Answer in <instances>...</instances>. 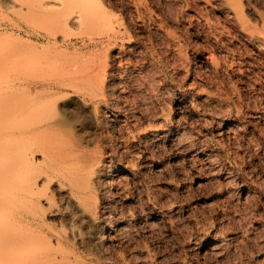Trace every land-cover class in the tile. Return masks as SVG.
Masks as SVG:
<instances>
[{
    "label": "rangeland",
    "instance_id": "obj_1",
    "mask_svg": "<svg viewBox=\"0 0 264 264\" xmlns=\"http://www.w3.org/2000/svg\"><path fill=\"white\" fill-rule=\"evenodd\" d=\"M80 1L83 7L77 10ZM97 1L99 10L90 0H79L76 7L69 0L68 5L78 12L87 10L88 16L91 12L90 17L86 15L89 19L101 16L99 11L104 9L106 14H101L106 19L90 29L80 11L84 17L80 22L89 29L79 22L68 26L72 31L61 32H71L67 36L76 40L83 36L86 41L75 50L76 60L82 62L78 61V67L93 68H79L87 72H80L82 76L92 74L93 80L96 73L107 75L96 81L102 92L95 84L91 86L102 97L93 95L95 88L90 91L85 81L80 84L84 89L76 91L80 99L95 103L101 126L107 131V136L96 140L91 114L82 111L75 118L91 130L85 128L93 137L86 132L85 136L98 145L91 144L90 150H96L106 165L94 193L98 225L105 232L104 257L98 261L264 264V44L244 35L227 0ZM235 1L249 24L264 30V0ZM18 12L1 1L0 23L15 20L29 31H38ZM52 15H48L50 23ZM99 16L93 21H99ZM81 29L83 34L78 32ZM12 37L1 35L0 49L16 45L18 38ZM18 43L24 45L20 39ZM25 48L30 54L29 47ZM53 49V44H47V50L31 53H40L41 59L34 67L20 69V81H16L22 85L21 92L32 77L29 72L36 75L42 68L50 69L41 62ZM72 50L67 52L72 59L66 52L65 59L74 61ZM99 59L108 63L102 62L106 64L103 71L97 66ZM42 97L46 99L41 94L37 100ZM69 117L73 122V116ZM4 125H9L8 120ZM46 185V192L40 193L50 194L49 199L53 194V198L43 201V207H62L61 194ZM42 186L39 189L44 191ZM55 217L48 218L52 226L71 236L72 225ZM69 235L64 248L83 253Z\"/></svg>",
    "mask_w": 264,
    "mask_h": 264
},
{
    "label": "bare ground",
    "instance_id": "obj_2",
    "mask_svg": "<svg viewBox=\"0 0 264 264\" xmlns=\"http://www.w3.org/2000/svg\"><path fill=\"white\" fill-rule=\"evenodd\" d=\"M1 1H4L8 7L19 11L18 13L24 19L25 23L28 26L31 24L38 31H29L15 20H11L8 23H0V36L9 33L14 37H12L13 39H20L25 46L27 45L29 47L27 48L28 52L30 51V54L27 51L25 52V46L23 44L20 45L18 39L16 41L20 46L10 44L9 48L0 49V264H92V262H95L93 264H101L98 260H102L104 257L103 246L105 232L98 225L94 193L101 185V175L105 171L106 165L103 157L100 154H96V150L95 152H93L94 150H90L97 142L92 140L95 141V144H93L89 138L92 136L89 133L92 132H87L91 130L86 126V130H89L85 131L86 127L82 126V122H78L79 120L75 118L80 117V114L83 113L82 111H86L83 114L88 111L94 121V132L97 135L95 139L99 140L97 138L98 136H107V131L105 132L101 126L99 111L96 109L97 106L95 103L90 102L95 105L94 107L89 102H86L85 98V101H83L84 99H80L76 93L77 90L84 89L81 86L83 81H85L83 84L86 83V86H90L91 91V89L93 90L95 88H91V86L93 84L95 86L101 84L97 82L103 81V77L107 75L101 74L103 76L101 77V75L96 73L92 76L95 78L91 80V73L93 71L97 72V70H93L90 72L91 75L86 76V74L82 76L81 73L85 74L87 72L80 71L81 69L79 68L83 64L78 60L81 62L79 66L82 65L78 67V61L76 60L78 59V54H76L75 50H78L82 45L84 46L86 41L81 36L79 37V39H82L81 44H78V42L80 43L78 41L79 39L76 40L71 38L70 35L69 37L67 36L71 32L68 31L67 35L65 34L67 30H70L68 26L79 23L84 17H90L91 12H88L90 13L88 16L86 14L87 10H83L85 12L81 11L83 7L81 1L79 4L82 6L80 7L78 4L79 6L75 8L79 0H76V2L72 0L75 2L74 8L78 10L79 7L81 9L79 12L69 6V0H39L37 2L34 0H0V3ZM90 1L92 2H89V4L96 3L98 10L101 8L98 7L100 6V4H97L98 1ZM227 1L235 9L239 27L243 30L244 35L249 40L259 41L263 46L264 30H262L263 32L259 30V32L253 28L256 25L251 26L249 24L250 21L245 19L242 11H239L240 5L238 6V1ZM62 5L64 8L61 7ZM80 11L84 16L83 18ZM102 11L104 14L105 10L103 9ZM102 11H99L101 16L97 15L99 16L100 20L97 19L99 21H93V18H98L93 15L92 19L87 18L89 22L85 18L83 22H86L89 28L91 26L95 27L93 25L94 23H101V19H106L107 17V15L105 17L103 15L102 17ZM50 12H53L51 16L53 20L51 23L50 21L48 22ZM56 12H60V17ZM83 22L81 21L80 23L82 24ZM84 23V27H87V24ZM66 26L69 29H66ZM62 29L65 33L61 32ZM115 30L120 32L119 29ZM80 31L82 34L85 32L82 29L78 32L80 33ZM109 37L108 39H111ZM112 38L116 39L113 36ZM47 44H53L55 50L53 49V52L51 51V55L45 54L46 52L44 53L45 55L42 53L43 59L41 66H50V69L42 68L43 70L41 72L38 71L36 75L29 72L28 74L30 75L31 73L32 77H29L30 80L28 79L27 84L23 86L25 92H21L22 85L20 82H17L20 81V77H18L20 69L23 65L24 67L27 65L34 67V62L41 59V54L39 53L40 55L38 54V57L34 55L40 50H47ZM100 44L102 46L103 43ZM30 46H35V49H42L38 51L35 49L31 50ZM108 46L110 47V45ZM108 46L107 48H109ZM262 46L260 45V47ZM70 48L74 49V51L72 50L74 61L70 60L72 59V55H69L71 53H67ZM107 50L105 51L107 52ZM118 50L120 51V49ZM65 52L70 56V59H65L67 57ZM31 53H34V55ZM105 53H101L102 55L104 54V58L105 55L107 57L108 52ZM179 53L177 54L182 55V52ZM181 57L180 60L183 61ZM106 59L108 58H105V61ZM101 60L99 61L100 66L97 65L100 67V70L104 68V65L106 66L108 64L102 61L106 63L103 65ZM85 64L88 65L90 63L85 62ZM102 66L103 68L101 69ZM88 67L84 69L83 66V71L93 68V66H91L92 68L89 67V69ZM39 73L41 74L37 76ZM97 75H99L98 77L100 79L96 78ZM88 79L90 81L95 80V83L90 85ZM86 80L89 81V84H87L88 82ZM96 88L92 94L98 96L101 94L102 88L101 86L98 87L99 89L101 88L99 94H96V91H98ZM107 89L109 88L107 87ZM41 94H44L46 99L44 98L45 100H43L42 97V101L40 99L39 102L37 97ZM93 95L91 96L94 97ZM7 98H9V101L6 100ZM69 115L73 116L72 119L74 118V121H71V123L69 121ZM82 118L85 119L84 115ZM6 120L9 122L8 126L4 125ZM74 122L77 123L74 124ZM87 122L89 123V120ZM73 127H76V129ZM81 130L84 132L83 135L79 134ZM85 132L90 136H85ZM90 145L92 146L91 148ZM42 184V189L49 187L46 184H51L58 191L57 194L59 196L61 194L62 197L60 196L59 198H63L64 205L62 204V207H59V204L58 208L53 209L51 207L49 210L47 207L53 205V202L46 207L48 210L43 207L42 202H49L53 198V194L51 193L50 199V194L48 195V193H46L47 196H45L46 194L43 196L46 188L44 191L39 189V185ZM52 186L50 189L53 190ZM40 192L43 193L41 194ZM53 216H59L72 225L70 229L71 236L67 234L68 232L66 233L67 235H63L60 230L58 231L52 226V222L48 221V218H53ZM68 235L72 238L71 240H75V244L80 245H76L77 247L83 248V250L81 249L83 253L74 251V248L73 250L64 248L63 245L68 239ZM96 261L98 262L96 263Z\"/></svg>",
    "mask_w": 264,
    "mask_h": 264
}]
</instances>
